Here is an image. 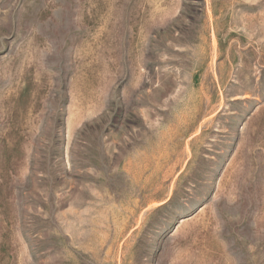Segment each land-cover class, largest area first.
I'll list each match as a JSON object with an SVG mask.
<instances>
[{
  "label": "rangeland",
  "instance_id": "obj_1",
  "mask_svg": "<svg viewBox=\"0 0 264 264\" xmlns=\"http://www.w3.org/2000/svg\"><path fill=\"white\" fill-rule=\"evenodd\" d=\"M0 264H264V0H0Z\"/></svg>",
  "mask_w": 264,
  "mask_h": 264
}]
</instances>
